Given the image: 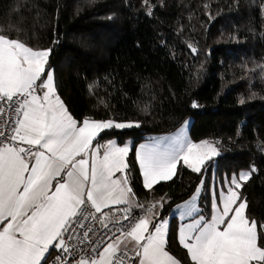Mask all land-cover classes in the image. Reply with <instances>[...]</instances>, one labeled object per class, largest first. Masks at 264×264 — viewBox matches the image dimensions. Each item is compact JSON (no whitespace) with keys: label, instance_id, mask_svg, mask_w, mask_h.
<instances>
[{"label":"trees","instance_id":"trees-1","mask_svg":"<svg viewBox=\"0 0 264 264\" xmlns=\"http://www.w3.org/2000/svg\"><path fill=\"white\" fill-rule=\"evenodd\" d=\"M0 34L52 49L47 67L78 121L140 123L101 140H133V191L147 202L163 197L161 218L203 181L200 206L210 220L212 185L254 167L238 191L247 215L264 223V0H0ZM188 118L191 140H217L221 154L200 173L179 166L171 181L145 189L136 146ZM178 230L174 218L167 250L192 264Z\"/></svg>","mask_w":264,"mask_h":264},{"label":"snow or ice","instance_id":"snow-or-ice-1","mask_svg":"<svg viewBox=\"0 0 264 264\" xmlns=\"http://www.w3.org/2000/svg\"><path fill=\"white\" fill-rule=\"evenodd\" d=\"M51 52L0 34V117H7L0 120V140L6 141L0 146V264H180L166 250L168 223L157 213L164 198L147 207L137 201L127 172L130 148L98 139L105 130L139 128L140 123L74 118L57 92L54 70L47 67ZM169 139L171 144L141 145L136 153L149 191L171 181L181 161L200 173L219 155L208 140L164 138ZM255 172L253 167L238 179L233 176L226 191L218 192L220 203L212 206L210 221L200 216L179 229V243L192 264H264V223L247 215V199L238 191ZM198 196L199 188L178 206L187 209L184 215H192ZM120 205L125 207L115 208ZM114 208L122 213L115 221L120 235L105 233L107 243L103 237L90 240L94 229L86 223L108 229L114 212L104 210ZM133 208L143 214L133 217ZM123 221H130L126 230ZM73 239L96 246L77 257L78 246L74 250L69 244Z\"/></svg>","mask_w":264,"mask_h":264},{"label":"crops","instance_id":"crops-1","mask_svg":"<svg viewBox=\"0 0 264 264\" xmlns=\"http://www.w3.org/2000/svg\"><path fill=\"white\" fill-rule=\"evenodd\" d=\"M54 82H55V76H54ZM112 130H115V131H124V130H129V129H123V130H118V129H112ZM105 131H109V130H105ZM104 133V132H103ZM103 133H101V137H102V135H103ZM162 135V134H161ZM158 136V135H157ZM101 137L100 138H98V139H101ZM156 136H148L147 138L149 139V138H155ZM146 138V139H147ZM159 138H161V139H159V141H163V137H159ZM147 139V140H148ZM109 140H114L116 143H117V145L118 146H120V147H123V146H128L129 148H130V152H131V150H132V148H133V146H134V142H133V140L132 139H128V140H126L125 141V143L124 144H119L118 143V141H117V139H108V140H101V142H107V141H109ZM150 140H154V139H150ZM95 143V142H94ZM143 143V142H142ZM141 144V143H140ZM144 145V144H143ZM130 152H129V154H130ZM128 158H129V155H128V157H127V162H128ZM217 158V157H216ZM212 159H215V157L214 158H212ZM184 166V165H183ZM186 167V166H185ZM187 168V167H186ZM127 172H128V178H129V181H130V185H131V187H132V184H131V177H130V174H129V171L127 170ZM117 175V177H120L121 176V174L120 173H117L116 174ZM141 175H142V173H141ZM142 179H143V176H142ZM53 184H54V186H55V181L53 182ZM223 185H225V184H223ZM222 185V186H223ZM199 188V187H198ZM197 188V189H198ZM132 190H133V188H132ZM203 190V189H202ZM202 190L201 191H199V196H198V199L195 201V210H193V212H192V215L191 216H187V215H184L183 213H185L186 211H187V209H184V208H182V207H178V206H180V205H184L185 203H187V202H189L191 199H192V197L194 196V195H196V194H194L188 201H186V202H184V203H182V204H180V205H178V206H176L172 211H171V213L168 215V216H166V217H164V218H161V212H162V210H158L157 211V213H158V215H159V218L161 219V220H164V221H167V223H168V233H169V228H170V224H171V221H172V219H177L178 220V222H179V229L181 228V227H184L185 225H187V224H190V223H192L195 219H197V218H199L200 216H203L204 218H205V220H207V218L205 217V214H203V210H202V208H201V206H200V199H201V194H202ZM222 190H224V188L222 189ZM134 192V191H133ZM196 193V192H195ZM135 197H136V199H137V201H139V202H141V203H146L147 201H145V200H142V199H139L136 195H135ZM216 204H219L220 203V201H219V198H218V195H216ZM214 204H212V206H213ZM115 207H125V206H123V205H120V206H115ZM221 207H222V205H221ZM136 209H138V208H133L132 210H136ZM110 209H105L104 211L105 212H107V211H109ZM214 214V212H213V207H212V215ZM207 221H210V220H207ZM0 227H2V225H0ZM178 233H179V230H178ZM182 246V245H181ZM129 247H131V246H129ZM183 247V246H182ZM166 250H167V246H166ZM187 250V249H186ZM52 250H50V252H51ZM168 251V250H167ZM169 252V251H168ZM170 253V252H169ZM171 254V253H170ZM172 255V254H171ZM189 257H190V255H189ZM177 259V258H176ZM178 260V259H177ZM179 261V260H178ZM180 262V261H179ZM42 264H43V262H42ZM180 264H181V262H180Z\"/></svg>","mask_w":264,"mask_h":264},{"label":"built area","instance_id":"built-area-1","mask_svg":"<svg viewBox=\"0 0 264 264\" xmlns=\"http://www.w3.org/2000/svg\"><path fill=\"white\" fill-rule=\"evenodd\" d=\"M6 118H7L6 116L5 117H0V120H4ZM6 135H7V132H6ZM4 142H6V141L0 140V146H2V144ZM25 147H26V145H25ZM151 201H157V200H151ZM147 205H148V202L145 203V206L146 207H147ZM115 208H123V207H115ZM115 208L107 211V212H114V215L111 218L112 219V222L109 223V228L108 229H102L99 223L93 222L91 220H89L86 223V227H92L94 229L93 232L89 233V239L90 240L97 241L98 239H100V237H103L104 242L107 243V242H111V241L108 240V236L105 235V233H108V235H111L112 232H116V235H120V233H119V231H117V229L120 228L121 225L120 224H116L115 221L122 215V213L121 212H116L115 211ZM137 214H143L142 213V210L139 209V208L136 209V210H132V216L133 217H135ZM122 223H123V227L126 230L128 224L130 223V221H123ZM76 231L77 232H83L84 230L77 228ZM81 239H82V237H81ZM113 239H115V236L113 237ZM69 244L71 246H73L74 250H76L77 249V246H78L79 250H77L75 252V255L77 257L80 254V250H84L86 248L90 249V248H93V247L96 246L95 243L89 244L88 241H85L84 244H80V241L78 239L70 240L69 241ZM52 253H53V250L50 252V254H52ZM92 255L95 256L96 253H92ZM49 264H54V260L53 261H50Z\"/></svg>","mask_w":264,"mask_h":264},{"label":"rangeland","instance_id":"rangeland-1","mask_svg":"<svg viewBox=\"0 0 264 264\" xmlns=\"http://www.w3.org/2000/svg\"><path fill=\"white\" fill-rule=\"evenodd\" d=\"M192 123H193V119L192 118H188L181 126H180V128H178L177 130H175V131H173V132H170V133H167V134H162V135H151V136H156L155 138H147V139H145L144 141H143V143L141 142V144H138L137 146H136V153L139 151V149H140V146L141 145H145V144H154V143H156L157 141H159V139H161V138H159V137H163V143L164 144H171L172 143V140L171 139H169V140H164V138L165 137H168V138H172V137H176V136H179L181 139H187V140H190L191 142H193L192 140H191V138H190V129H191V125H192ZM123 130V129H122ZM150 139H154V140H150ZM205 140H208L210 143H212L216 148H217V150H218V152H219V155L221 154L220 153V151H219V148H218V141L217 140H214V139H205ZM203 141V140H202ZM201 142V141H200ZM193 143H199V142H193ZM218 155V156H219ZM218 156H214L215 157V159H216V157H218ZM213 157V158H214ZM211 160H214V159H211ZM211 160H208V161H206L205 162V164H204V166H203V168L205 167V165L207 164V163H209ZM137 163H138V161H137ZM138 166H139V164H138ZM179 166H183V162L181 161V163L178 165V167H177V170H178V168H179ZM185 167V166H184ZM203 168H202V170H203ZM201 170V171H202ZM247 172H249V171H245V172H241V173H247ZM241 173H239V174H234L233 176H236L237 177V179L239 178V175L241 174ZM232 176V177H233ZM231 177V178H232ZM229 181H230V179H227L226 181H225V183H223V184H225V185H223L222 184V182H220V181H217V186H216V184L214 183L213 185H212V187H213V189H212V198H213V202H212V204H216V195L218 194V192L219 191H221L223 188H224V191H226V189L229 187ZM161 182H163V181H161ZM243 183V182H242ZM223 185V186H222ZM203 189V185L201 186H199V191H201ZM195 194H197V191H196V193ZM215 200V201H214ZM158 201V200H157ZM165 200H164V204H165ZM163 208H164V206H163ZM163 208L162 209H160V208H157V211L158 210H163ZM206 217V216H205Z\"/></svg>","mask_w":264,"mask_h":264}]
</instances>
